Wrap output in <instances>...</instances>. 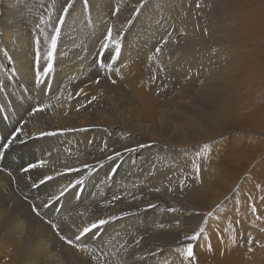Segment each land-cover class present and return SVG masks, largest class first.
<instances>
[{"label":"rangeland","instance_id":"rangeland-1","mask_svg":"<svg viewBox=\"0 0 264 264\" xmlns=\"http://www.w3.org/2000/svg\"><path fill=\"white\" fill-rule=\"evenodd\" d=\"M108 27L120 51L104 62ZM17 127L27 146L0 147V264H225L223 244L239 253L240 229L264 223V0H0V145ZM80 176L75 195L31 212ZM110 216L83 244L60 238Z\"/></svg>","mask_w":264,"mask_h":264},{"label":"snow or ice","instance_id":"snow-or-ice-1","mask_svg":"<svg viewBox=\"0 0 264 264\" xmlns=\"http://www.w3.org/2000/svg\"><path fill=\"white\" fill-rule=\"evenodd\" d=\"M85 2H87V0H85ZM70 7H71V5L69 4V7H65L64 8V12L66 14L70 15ZM58 19H59L60 23H64L65 22V16L64 15L59 16ZM38 27L39 26L37 25V28ZM56 31L57 32L60 31L59 27H56ZM20 39L21 38L18 36L17 40L20 41ZM104 39H105V43L101 46V51L98 53V55L100 57H103L104 58V62H106L107 58L111 57V55H112L113 46H115V51L116 52H119L120 48H119V42L113 38V29L111 27H108L106 29V33L104 34ZM56 41H57V36L56 35H52L51 36V44L49 46V51L47 53L49 59L53 56L52 49H55ZM38 42L39 41L36 40L35 38H30L29 40L24 41V43H26L29 48L33 49L34 60L31 62L33 67L35 66V64H37L39 62V51L35 49V45ZM46 64H47V66L43 67V69H42V71L45 74H47L50 71V69L52 68V66H53L51 63H48V62H46ZM38 79H39V77L35 74V71H33V80H34V82L36 80H38ZM97 83H99V80H97ZM42 91H43V89H41V92ZM93 99H95V97H93ZM42 110H43V108L40 105H38V106H36V107H34L32 109L33 113L39 112V111H42ZM22 131H23L22 128L17 127L14 131H12L10 133L9 137L6 138L7 139V143H5L3 145H0V147H2L3 149H8L13 144H15V142L18 141V140L20 141V144L22 146H27L26 145V141L20 139V133ZM24 135L26 136L27 133H25ZM46 135H55V133H46V132H43V131L40 132V136L43 137V136H46ZM119 155H120L119 152L115 153L116 157H118ZM109 159H112V157H109ZM44 163H45V161H43V160L37 161L35 163L30 162L26 166L21 167L20 171L24 172V173H28L31 170H35V169L40 168ZM84 167H85V169H88L89 165L85 164ZM67 171H69V172L76 171L77 175H79V171L78 170L67 169ZM199 172H200V167L196 166V173L195 174L198 176ZM49 179H51V177L45 176L43 180H40V184L41 185L44 184L45 181H47ZM83 182H84V177L83 176H80V178L76 179V180H69L67 182V184L59 192V196L54 197V198L49 197L48 200H47V203H43L42 202V204L39 205V206L36 205L35 203L30 205L31 212L34 213L37 216H41L42 213L39 211V208L41 206L44 207V208H48L49 205H52V208L54 209L55 208V204L53 203V199H55V202L58 203L60 199L65 198L69 193H71L72 195H75L74 189L76 187H78L80 184H82ZM31 186L33 188H37V184L35 182ZM148 207L149 208H154L153 205H149ZM207 215L211 216L212 213L209 212V213H207ZM114 219H116V217H112V216L108 217L107 219L98 218L94 222L90 223L89 225L84 226L82 228V230L80 228H77L76 234L74 235L73 238H68V237H65L63 235H61L60 238H61V240H63L68 245L75 247L77 244H83L86 239H90L91 237H94V236L103 235V232H101V229H104V231L106 232L107 231V226H109L111 221L114 220ZM48 223L50 224V226L53 229H57L58 230V226L55 223H52L51 220H49ZM58 234H59V230H58ZM196 238L197 237H196L195 234H193L190 237H186V239H189V240H195ZM135 243L138 244L139 241H135ZM193 254L194 253H193V250H192V245H191V243H189L187 245V247L184 249V255H185L186 258L191 259L193 257Z\"/></svg>","mask_w":264,"mask_h":264},{"label":"bare ground","instance_id":"bare-ground-1","mask_svg":"<svg viewBox=\"0 0 264 264\" xmlns=\"http://www.w3.org/2000/svg\"><path fill=\"white\" fill-rule=\"evenodd\" d=\"M6 37V40H8L7 42H9V38L8 36H5ZM15 61V60H14ZM22 62V61H21ZM20 61H18V59L14 62V65L16 68H18L20 70ZM24 66V65H23ZM137 74V73H136ZM135 74V75H136ZM140 81L141 80V76L140 75H136L134 77V79L132 80V82H130V86H131V91L133 92V95L136 99L140 100L141 98H143L145 96V94H147L143 88V86H141L140 84ZM102 120H100L101 122ZM104 121V120H103ZM99 122V121H98ZM106 122V121H105ZM111 122V121H110ZM90 162V161H89ZM241 169H242V166H241ZM240 168L237 170L239 171ZM252 188H255V184L252 182ZM249 192L251 193V190H249ZM22 211L23 213L27 214L28 211H27V208L26 207H22ZM254 213H250L248 215V220L252 221L253 217H254ZM258 218L264 222V211H261L259 212V214L257 215ZM9 217V216H8ZM257 217L255 216V219ZM254 219V220H255ZM7 220V219H6ZM4 220V221H6ZM10 221V220H9ZM32 222V221H31ZM6 223V222H5ZM4 224V223H3ZM3 224H2V227H3ZM252 224V225H251ZM33 226V227H32ZM250 228H241L240 229V235H241V241H240V250H239V253L237 252V250H234V249H230L228 248V246L226 244H223V248L222 250H220L219 254L217 255L218 258H219V261L220 262H225V264H236L237 261L236 259H240L242 257V252H248V253H251L252 255H255L257 254V251H258V255L259 256V261L261 262V264H264V223L263 224H257L255 223L254 221L250 222V225H248ZM30 228H32L35 232V235L34 236H37L38 239H37V242L41 243L42 246L45 244L46 242V245H48L49 243L45 240H42L41 238V232H43L41 230L40 227L38 226H35L34 225H29V228L28 230L30 231ZM44 229V228H43ZM48 230V229H47ZM45 230V233L46 235L48 236L49 238V233L48 231ZM43 234V233H42ZM252 235V238L255 237V240H248L246 241L245 240V235ZM45 235V236H46ZM44 238V237H43ZM46 239V237L44 238ZM53 239V238H52ZM38 240H42V241H38ZM252 241H256L258 243V245H260V247L258 246V248H255L253 251H250L249 250V245L253 244L254 242ZM256 243V244H257ZM60 245V244H59ZM252 246V245H251ZM241 261V259H240Z\"/></svg>","mask_w":264,"mask_h":264}]
</instances>
